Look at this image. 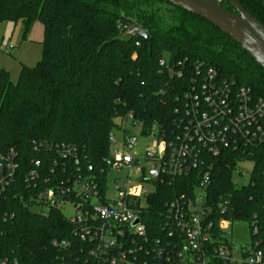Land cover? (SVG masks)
<instances>
[{
  "label": "trees",
  "instance_id": "1",
  "mask_svg": "<svg viewBox=\"0 0 264 264\" xmlns=\"http://www.w3.org/2000/svg\"><path fill=\"white\" fill-rule=\"evenodd\" d=\"M238 1L264 25V0ZM223 6L235 12L231 4ZM37 20L44 25L42 59L34 67L22 65L17 82L0 67V153L18 152L19 182L36 158L44 161V176L61 174L57 167L51 172L55 160L63 161L56 145L74 147L84 172L89 165L104 167L112 149L110 136L120 128L118 118L140 122L144 131L157 125L170 132L180 115L188 75L176 77L160 65L161 59L170 66L184 61L186 68L203 63L264 98V68L212 23L167 0H0V22L22 21L29 31ZM135 24L146 30V38L126 36ZM47 144L53 148L42 150L40 145ZM65 163L76 170L71 159ZM211 164L208 203L229 200L226 217L250 225L256 221L258 237L263 236L260 178L236 186L230 153L211 159ZM256 167L262 168L260 162ZM196 183V174L155 182L141 212L151 242L167 238L166 203ZM5 204L4 209L16 214L0 225V253L17 264H70L80 252L73 227L59 209L42 216L22 199L8 198ZM151 259L155 261L154 255Z\"/></svg>",
  "mask_w": 264,
  "mask_h": 264
},
{
  "label": "built area",
  "instance_id": "2",
  "mask_svg": "<svg viewBox=\"0 0 264 264\" xmlns=\"http://www.w3.org/2000/svg\"><path fill=\"white\" fill-rule=\"evenodd\" d=\"M160 65L168 67L176 77L188 75L180 115L170 132L157 125L144 131L142 123H132L129 118L144 136L154 138L152 147L144 153H133L138 139L127 132L120 148L104 159V167L95 170L89 165L84 172L78 166L74 147L56 145L63 161L55 160L51 172L56 167L63 172L44 176V161L36 158L22 182L18 181L22 169L18 152L11 149L0 153V225L16 214L4 209L6 200L22 199L26 207L42 216L59 209L72 225L81 250L72 256L70 264H159L161 251L164 264H264V235L258 237V223H247L250 241L239 244L230 228L236 221L246 222L226 217L231 210L229 200L219 204L207 201L212 182L211 159L227 153L234 156V172L240 175L246 171L242 164L252 165L246 185L260 178L264 187V98L255 96L247 86L222 78L216 69L200 62L186 68L184 61L170 66L167 59H161ZM110 142L112 146L117 143L114 134ZM40 147L49 151L53 145ZM68 159L78 166L76 170L68 168ZM141 160L150 167L142 166ZM258 162L260 170H256ZM123 167L139 170L135 183L130 176L125 182H116V195L109 196L108 175ZM192 174L197 178L192 190L166 203L167 238L151 242L141 212L155 190V182ZM67 207L76 211L71 218L63 212ZM54 244L69 245L67 241ZM153 255L155 261L151 259ZM17 262L0 253V264Z\"/></svg>",
  "mask_w": 264,
  "mask_h": 264
},
{
  "label": "rangeland",
  "instance_id": "3",
  "mask_svg": "<svg viewBox=\"0 0 264 264\" xmlns=\"http://www.w3.org/2000/svg\"><path fill=\"white\" fill-rule=\"evenodd\" d=\"M43 40H44V25L40 20L35 21L31 29L26 31L25 24L22 21L14 24L10 21L0 22V67L6 69L14 82H17L20 76L22 65L34 67L43 57ZM12 46V49H8ZM117 123L120 128L113 131L117 143L112 146L111 153L117 151L124 141V130L129 134L135 135L138 142L133 150L135 152L144 153L146 148L152 147L154 138L144 136L138 126H133L129 118H118ZM127 133V134H128ZM144 167L149 168L150 164L141 160ZM246 171L243 175L234 172L233 181L237 184L246 185L250 180V171L252 165L250 163L241 165ZM139 174V170L134 167L132 169L123 167L112 170L108 175V195H116L115 183L125 182L130 176L135 183ZM67 218H71L76 214L72 207H67L63 210ZM234 240L243 244L250 241L249 230L247 223L234 222L230 228Z\"/></svg>",
  "mask_w": 264,
  "mask_h": 264
},
{
  "label": "water",
  "instance_id": "4",
  "mask_svg": "<svg viewBox=\"0 0 264 264\" xmlns=\"http://www.w3.org/2000/svg\"><path fill=\"white\" fill-rule=\"evenodd\" d=\"M176 7L200 16L230 36L264 68V25L247 11L238 0H167ZM223 3H229L235 12L227 10ZM127 37L141 36L147 32L135 24L128 29ZM138 220L134 222V225ZM159 264H164V252L158 253Z\"/></svg>",
  "mask_w": 264,
  "mask_h": 264
}]
</instances>
